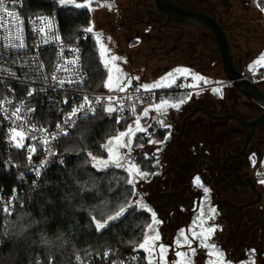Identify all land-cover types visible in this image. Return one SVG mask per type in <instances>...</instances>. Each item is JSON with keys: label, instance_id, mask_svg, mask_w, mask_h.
Returning <instances> with one entry per match:
<instances>
[{"label": "flooded vegetation", "instance_id": "flooded-vegetation-1", "mask_svg": "<svg viewBox=\"0 0 264 264\" xmlns=\"http://www.w3.org/2000/svg\"><path fill=\"white\" fill-rule=\"evenodd\" d=\"M82 1L89 4L83 9L95 10L100 28L104 27L101 36L107 34L115 42L114 66L121 85L155 83L168 73L181 75L175 71L178 68L187 69L193 80L200 76L204 81L184 105L159 115L161 128L153 143L138 142L126 152L118 151L126 157L120 171L129 174L125 169L134 164L147 173L130 185L128 209L146 219L140 244L151 224L155 232L150 234L161 237L156 244L168 248V264L181 259L176 251L187 253L193 264H212L217 260L210 254L212 244L224 254L223 264H264V183L255 177L264 164V125L254 126L264 108L233 88L217 85L223 76L212 34L155 17L154 0ZM169 1L214 17L236 55L237 67L238 58L244 63L250 57L258 28L253 20L261 21L255 11L263 14V0ZM258 88L264 91L263 86ZM209 227L215 229L211 234L206 231ZM181 231L195 253L185 245ZM201 232L208 236L206 241L196 237ZM138 250L140 264H148V253ZM156 260L154 256L153 264Z\"/></svg>", "mask_w": 264, "mask_h": 264}, {"label": "built area", "instance_id": "built-area-1", "mask_svg": "<svg viewBox=\"0 0 264 264\" xmlns=\"http://www.w3.org/2000/svg\"><path fill=\"white\" fill-rule=\"evenodd\" d=\"M22 1L5 0L9 10L16 13L18 18H9L0 11V20L3 21V26H0V123L5 130L3 146L6 166L16 171L12 176L17 184L8 193L0 189V215H9L28 205L31 194L47 174L54 167L63 166L64 159L58 154L56 145L80 121L100 113L116 121L136 119L140 110L147 107L152 110V118L144 124L146 131L138 133L139 140L146 143L161 128L155 106L162 100H168L170 105L183 100L182 106L196 89L191 77L180 76L168 88L145 90L141 84L128 82L121 85L124 91L105 88L88 90L82 55L83 43L93 42L91 36L84 32L79 40H65L54 15L39 13L25 18L20 13ZM41 17L47 20L41 22L38 19ZM48 21H53L51 30L48 29ZM17 26L23 29V49L8 47L10 38L13 43H19L16 39ZM40 27L45 28L43 33L39 31ZM77 57L78 62L72 63ZM239 72L245 82L263 86L264 64L255 69L241 68ZM60 80L65 83L61 85ZM217 85L233 88L232 82L225 78ZM85 98L90 104L85 102ZM80 105H84L83 109L69 119L73 109ZM108 107L115 111L109 113L106 110ZM17 109H20L18 115H13ZM13 128L23 131L26 139L19 142L25 147H15ZM29 146H35L34 153H29ZM255 177L264 183V164L256 169ZM5 208L9 211L4 212ZM141 258L137 248L121 253L106 249L87 257H76L74 264H140Z\"/></svg>", "mask_w": 264, "mask_h": 264}, {"label": "trees", "instance_id": "trees-1", "mask_svg": "<svg viewBox=\"0 0 264 264\" xmlns=\"http://www.w3.org/2000/svg\"><path fill=\"white\" fill-rule=\"evenodd\" d=\"M20 13L25 18L39 13L54 15L67 41L79 40L90 18L84 9H58L50 0H23ZM82 61L87 89L98 90L105 70L89 41L83 43ZM126 121L104 119L100 113L80 121L58 142L63 166L47 174L28 205L0 215V264H74L76 257L106 249L121 253L139 246L146 219L128 209L132 187L126 183V174L113 167L99 172L87 167L89 156H101L106 137L120 131ZM4 136L0 123V189L8 193L17 184L12 175L1 176L6 167ZM121 207L125 213L109 221ZM97 223L106 227L98 230Z\"/></svg>", "mask_w": 264, "mask_h": 264}, {"label": "snow or ice", "instance_id": "snow-or-ice-1", "mask_svg": "<svg viewBox=\"0 0 264 264\" xmlns=\"http://www.w3.org/2000/svg\"><path fill=\"white\" fill-rule=\"evenodd\" d=\"M59 3L61 5H68V4H73L76 8H82V7H87L86 4H81V3H75L74 0H59ZM0 11H3L9 18H18L17 14L10 11L9 8L7 7L5 0H0ZM41 20V22L47 20V18H38ZM52 24L53 21H48V29L51 30L52 28ZM0 26H3V21L0 20ZM39 31L41 33H43L45 31L44 27H40ZM85 31L91 33L93 31V27H89L87 28ZM23 29L22 27L17 26V36L16 39L19 40V43H13L11 41V38L9 40V45L8 47L11 48H16V49H23L25 47L24 41H23V35H22ZM58 39V37H56ZM46 43L48 42L47 40L45 41ZM101 48L103 51H107V49L104 48L103 45H101ZM117 59V57L115 56H111V60L115 61ZM79 57L76 58V61H73L72 63H76L78 62ZM261 60L264 61V55L261 56ZM104 65L107 68L108 66V62L104 61ZM59 70V69H58ZM66 71L68 69H65ZM111 70H109L110 72ZM119 72V70H117ZM176 72H181V73H186L188 72L187 69H176ZM172 77V73H168L165 77L161 78V80L153 83V84H145L142 85V87L145 90H153V89H159V88H168V87H172L175 84V80L172 81V83H167V81L169 80V78ZM53 79H56L55 76H53ZM195 80H202L203 78L200 76H195L194 77ZM69 83H71L72 81H68ZM59 83L61 85H63L65 83L64 80H60ZM109 90H119V91H124V88L121 86V78L120 75H117L115 78H113V76L111 74H109L108 76V83L106 85ZM191 86V85H190ZM137 91H139V89H137ZM29 95H32L31 92H29ZM85 102L90 104V101L87 100V98H85ZM184 101L181 100L179 103H173V104H169L168 100H162L159 104H157L156 110L158 112L163 113L164 109L166 107H174V108H179L180 104H182ZM97 103H99V100H97ZM84 107V105H80L78 108L73 109L72 113L70 114L69 119L71 118V116H76L77 112L82 110ZM94 110V109H93ZM109 113H112L113 111H115L114 108L112 107H108L106 109ZM20 109H17L15 113H13V115H18ZM145 116L148 115L147 110L144 111L143 113ZM136 123V131L138 132H144L146 131V129L140 127V121L139 119H137L135 121ZM130 135H134V133L132 132V128L131 126H129V129L127 132H121L119 137L117 138V140L119 141V143L116 145V148H129L131 146L132 140L129 139L127 141V143L124 142L123 138L125 136H130ZM19 138V140L17 139ZM26 139V137L24 136L23 131H17V129L13 128L12 129V140L15 142V147L17 148H23L25 147V145L19 141ZM53 139H55V137H53ZM45 144L48 143L47 140L44 141ZM149 143H153V141H149ZM105 147L107 148L108 152H109V159H101L97 161V164L103 168H108L110 166H115L117 168H124L125 167V160L126 157L122 156L119 152H117L114 148H113V144L110 141L107 145H105ZM35 146H29L28 147V151L30 154L35 152ZM30 158V157H29ZM126 171L129 172V176L130 178L127 179V184L128 185H134L136 183V178L139 177L140 179H143L146 177L147 173H144L142 170H140L139 168H136V166L134 164H130L128 168L125 169ZM195 183L197 184V186H200V179L199 177L196 178ZM205 193L208 192V189L205 188L204 189ZM4 212H8L9 209L5 208L3 209ZM214 211V210H213ZM125 213V208L121 207L120 210L116 213L115 216H110L108 218L109 221H113L116 220L118 218H120L123 214ZM152 218L153 220H155V213H152ZM97 229H103L106 227L105 223H97L96 225ZM149 233H145V238H144V242L141 243L139 245V247L141 249H144L147 253H148V264H153V257H157L156 260V264H168V262L165 259V253L168 251V248L163 245V244H156L157 241H159L161 239L160 235L158 233H155L154 235L150 234V233H154L155 229L154 227L150 224L149 225ZM214 228L209 227L206 231L208 234H211L214 232ZM181 237H184V243L185 245L188 246L189 250L192 253H195V249L191 248V240L188 238V236L185 235L184 231H181L179 234ZM196 237L202 238V240L206 241L208 239V236L205 235L203 232L201 233H197ZM176 244L179 245L180 244V240L177 239ZM203 247L207 248L209 247V245H207L206 243L203 244ZM213 249V253L210 254H215L217 257L216 261H212V264H223V260H224V254L220 251L217 250V246L215 244H212L210 246ZM175 255L177 257H180L181 259L178 261H171V264H193L192 258L190 256H188L187 253L185 252H180V251H176ZM135 259V257L133 258Z\"/></svg>", "mask_w": 264, "mask_h": 264}, {"label": "water", "instance_id": "water-1", "mask_svg": "<svg viewBox=\"0 0 264 264\" xmlns=\"http://www.w3.org/2000/svg\"><path fill=\"white\" fill-rule=\"evenodd\" d=\"M154 2L155 11L153 14L155 17L212 34L215 38L216 49L218 50L217 61L220 64L223 78L232 82L233 90L237 94L251 99L264 108V91L260 90L258 85L249 84L241 79L239 69L235 64L236 55L232 51L223 27L214 17L206 13L179 8L169 0H154ZM255 125H264V114L256 117ZM102 149H105V145ZM15 172L6 166L1 176H10Z\"/></svg>", "mask_w": 264, "mask_h": 264}, {"label": "rangeland", "instance_id": "rangeland-1", "mask_svg": "<svg viewBox=\"0 0 264 264\" xmlns=\"http://www.w3.org/2000/svg\"><path fill=\"white\" fill-rule=\"evenodd\" d=\"M50 1H52L53 3H55V5H56V7L58 9H69V10H72V9L73 10L83 9V7L82 8H76L74 6V3L73 4H68V5H61L59 3V0H50ZM74 2L75 3H81V4L89 5L87 2H84L82 0H74ZM262 4H264V0H263ZM87 12L88 13L90 12L89 15L92 12V15H93V18H91V16H90V18H89V25L87 27V28L93 27V31L91 33H89L87 31H85L87 29V28H85V29H83V33L86 32L93 39V42L91 44L93 45L94 51L96 52V57H97V59L99 61V64H100L101 68H103L105 70V79H104V84L102 86H104L105 88H108L106 85L108 83V76H109V74H111L113 76V78H115L117 75H119V72L116 71L117 68L114 66V62L116 63V61H112L111 60V56H115L114 55L115 54V51H114L115 48L113 47V44H115V42H113L112 41L113 38H111V37L109 38V36L107 34H105L104 36H101V32H102V29H104V27L103 28H100V26H99V24L97 22V16L95 14V10H90V11H87ZM257 12L258 11L256 10L255 11V16H258L259 15L260 18H261V21L259 20L258 22H256V20H253V22L255 24L257 23V25H258L257 26L258 27L257 28V31L255 33H253V36H254L253 40L256 43L252 44L253 49L250 50V57L248 59H244V63H241L240 58L237 59V64L239 66V67H237L238 69L246 68V67L247 68H253V67H257V66H260V65H263L264 64V61L261 60V56L264 55V12H263V14H261V13L258 14ZM255 18L257 19V17H255ZM240 41L241 40H238L239 49H240V51H243L241 49L243 44ZM260 42H262V43H260ZM101 45H103L104 48L107 49V51H103L102 48H101ZM253 53L254 54H257V55L256 56H253ZM104 61H107L108 62L107 68L104 65ZM109 70H111V71L109 72ZM182 76H186V74H184ZM143 85H145V84H143ZM104 119H109V118L104 117ZM129 126H131L132 132L134 133V135L125 136L123 138V140H124L125 143H127V141L129 139H131L132 140L131 147L137 146L139 140L137 139V136H136V134H137L136 125H135V123H133L132 121H130V122H125L122 125L120 131L115 132V133H113V135L106 137L105 142L103 143L102 147L104 145H107L109 143V141H112L113 148L117 152L118 151L120 152L121 149L126 152V150H125L126 148H116V145L119 143V141L117 140V138L119 137L120 133L121 132H127L128 129H129ZM100 151L102 153L101 156H95V155H90L89 156L90 160H89V163L87 165V167L89 169H92V170L97 171V172L106 169V168H103V167L99 166L97 164V161L98 160H101V159H109V152H108L107 148L106 149H102L101 148ZM110 167H113V168H116L117 170H120V168H117L115 166H110ZM125 174H126L125 175L126 176V179L125 180H126V183H127V179H128L129 174H127V173H125ZM134 248H136V247H134Z\"/></svg>", "mask_w": 264, "mask_h": 264}, {"label": "crops", "instance_id": "crops-1", "mask_svg": "<svg viewBox=\"0 0 264 264\" xmlns=\"http://www.w3.org/2000/svg\"><path fill=\"white\" fill-rule=\"evenodd\" d=\"M184 74H186V76H189L190 77V75L189 74H187V73H182L181 75H172V77H170L169 78V80L167 81V83H170L171 84V82L173 81V80H175L176 78H178V77H180V76H182V75H184ZM120 78L122 79V77L120 76ZM175 78V79H174ZM195 80V79H194ZM196 82V83H195ZM194 83H195V85H196V88H198V89H202L203 88V85H204V81L203 80H195L194 81ZM104 84V83H103ZM145 84H153V83H145ZM203 84V85H202ZM143 85V84H142ZM263 86H264V84H263ZM101 88H105L104 86H102ZM105 89H108V88H105ZM169 107H166L165 109H164V111H163V113H165V112H168L169 111ZM145 110H147V112H148V115L147 116H145L143 113H144V111ZM161 114V112H158L157 111V115H158V117H159V115ZM152 118V110L150 109V108H147V107H145V108H143V109H141L140 110V112H139V114H138V116H137V118L136 119H128L126 122H130V121H132L133 123H135V121L137 120V119H139V121H140V127H144V124L148 121V120H150ZM135 125H136V123H135ZM138 131H137V134H136V136H137V139L139 140V137H138ZM139 142H141L140 140H139ZM137 249L139 248V246L138 247H136Z\"/></svg>", "mask_w": 264, "mask_h": 264}]
</instances>
